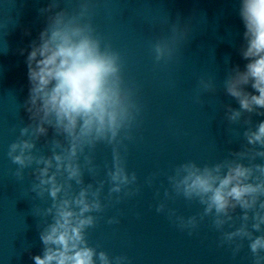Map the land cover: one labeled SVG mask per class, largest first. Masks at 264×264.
Returning <instances> with one entry per match:
<instances>
[{"label": "clouds", "instance_id": "clouds-1", "mask_svg": "<svg viewBox=\"0 0 264 264\" xmlns=\"http://www.w3.org/2000/svg\"><path fill=\"white\" fill-rule=\"evenodd\" d=\"M60 3L50 0L40 9L47 14L46 26L38 40L31 42L30 50L21 49L22 55L27 51L29 90L24 107L30 123L20 129V138L8 150L18 166L15 177L23 180L24 169L35 165L30 191L51 199V205L39 215L45 218L40 231L43 253L32 259L34 264H130L127 256L110 257L89 245L87 229L97 222L93 213L104 211L101 194L106 181L86 184L84 174L87 170L95 178L98 165L92 153L98 144L110 145L108 198L117 194L119 203V194L139 193V187H132L137 175L128 172L121 149L127 152L125 141L133 139L141 108L135 92L125 84L121 54L92 23L91 0H80L73 11L61 8ZM239 15L245 27L240 53L247 63L243 70L238 65L233 68L223 82L226 94L239 104L238 109L227 107V119L232 123L241 121L245 113L264 116V0H241ZM184 35L174 25L171 37L153 45L155 60L172 59ZM200 84L204 91H216L210 82L201 80ZM244 123L251 124L250 115ZM49 129L54 133L46 141L50 155L35 154L37 142L48 136ZM243 136L246 146L230 152L231 158L203 166L187 161L176 166L168 181L176 196L203 206L199 219L212 218V225L222 233L221 245L231 246L235 256L247 240L253 264H264V163L255 162L264 160V120L247 127ZM73 182L79 191L74 190ZM147 183L151 185L152 178ZM164 195L171 198L168 190ZM165 207L162 202L156 211L163 212ZM238 209L239 214L234 215ZM169 215L175 216L181 229H189L190 235L199 223L196 216H176L175 210H169ZM118 222L115 217L108 220L109 224ZM225 225L234 230L224 231Z\"/></svg>", "mask_w": 264, "mask_h": 264}]
</instances>
